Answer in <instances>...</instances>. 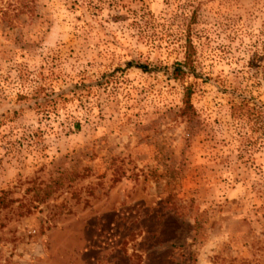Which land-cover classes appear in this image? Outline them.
<instances>
[{"label": "rangeland", "instance_id": "obj_1", "mask_svg": "<svg viewBox=\"0 0 264 264\" xmlns=\"http://www.w3.org/2000/svg\"><path fill=\"white\" fill-rule=\"evenodd\" d=\"M0 264H264V0H0Z\"/></svg>", "mask_w": 264, "mask_h": 264}, {"label": "trees", "instance_id": "obj_2", "mask_svg": "<svg viewBox=\"0 0 264 264\" xmlns=\"http://www.w3.org/2000/svg\"><path fill=\"white\" fill-rule=\"evenodd\" d=\"M174 69H173V75L174 78H178L181 74H184L185 70H189L191 67V57H190V51H189V47H187V55L185 57V61L181 64L177 63L174 65ZM143 68V67H140ZM190 95L189 93L186 94L185 96V106H184V110L183 113H188V111L192 110V105L190 104L189 101ZM232 113L231 115L235 118H239V119H246L247 121H251V119L253 118L255 111L253 108L249 107L247 104H239L237 106H233V108L231 109Z\"/></svg>", "mask_w": 264, "mask_h": 264}]
</instances>
